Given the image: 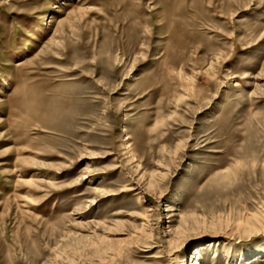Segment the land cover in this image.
<instances>
[{
    "label": "rangeland",
    "instance_id": "rangeland-1",
    "mask_svg": "<svg viewBox=\"0 0 264 264\" xmlns=\"http://www.w3.org/2000/svg\"><path fill=\"white\" fill-rule=\"evenodd\" d=\"M0 264H264V0H0Z\"/></svg>",
    "mask_w": 264,
    "mask_h": 264
}]
</instances>
